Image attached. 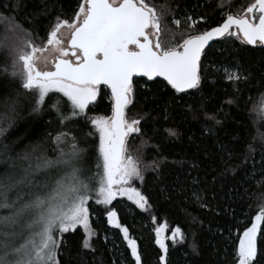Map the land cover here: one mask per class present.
I'll use <instances>...</instances> for the list:
<instances>
[{"label": "trees", "instance_id": "obj_1", "mask_svg": "<svg viewBox=\"0 0 264 264\" xmlns=\"http://www.w3.org/2000/svg\"><path fill=\"white\" fill-rule=\"evenodd\" d=\"M83 0H0V174L5 171L24 177L22 167L28 162L17 159L16 167L3 161L24 152L32 153V168L25 184L10 192L27 193L32 185L55 186L64 175L63 165L37 169V157L56 162L60 156L55 137L68 133L76 138L82 150L76 162L85 175L95 176L100 160V133L92 125L95 117L112 115L113 102L107 87H101L97 100L84 113L60 122L53 105L64 113L71 104L62 93L50 92L39 111H33L35 97L21 87L19 79L5 73L11 63L9 49L23 29L32 34L39 47L47 44V34L57 17L71 19ZM167 14V26L161 39L175 34H199L219 26L226 14H243L254 0H149ZM14 17V20L10 19ZM191 17V20L187 18ZM180 20L177 27L173 21ZM11 23V26L9 25ZM194 23V27H189ZM13 24V25H12ZM12 33V34H10ZM183 34V35H182ZM11 35V44L7 39ZM223 66H235L240 74L237 82L225 79ZM201 84L187 93H176L166 81L134 79L133 103L126 109L128 119L141 120V133L132 134L127 142L128 153L139 157L143 179L136 187L147 199L142 210L127 199H115L108 206L117 212L118 222L127 227L137 241L141 264H161L164 255L155 243V229L167 226L164 237L179 227L183 242H165L168 252L165 264H237L236 252L243 232L251 226L260 207L264 206V46L251 47L235 36L210 45L201 60ZM16 101L15 112L6 104ZM7 114L11 119L3 118ZM206 114L220 121L213 123ZM10 125V126H9ZM168 130H175L171 136ZM60 147H64L61 142ZM70 150V149H69ZM11 163V162H9ZM155 164V167H153ZM99 177H97L98 179ZM67 186V185H66ZM91 247L86 249L83 229L64 235L58 254L59 264H135L120 229L109 225L105 206L89 201ZM9 210L0 209V216ZM155 218V219H154ZM258 264H264V224L257 234Z\"/></svg>", "mask_w": 264, "mask_h": 264}, {"label": "snow or ice", "instance_id": "obj_2", "mask_svg": "<svg viewBox=\"0 0 264 264\" xmlns=\"http://www.w3.org/2000/svg\"><path fill=\"white\" fill-rule=\"evenodd\" d=\"M166 14L165 9L158 11L149 0H83L71 19L57 17L51 26L47 44L56 46L54 51L60 59L55 62L54 70L45 71L38 70L35 63V54L42 48L34 43L30 32L18 22L14 24L13 31L18 28L24 35H17L16 43L9 49L11 63L5 73L19 79L21 87L33 93V111L40 110L50 92L62 93L71 104V112L61 111L58 103L53 107L63 124L84 113L88 105L96 101L101 85L111 90L114 104L111 118L91 121L100 133L102 160L96 165L102 172L98 171L95 176L85 175L83 169L77 167L82 150L76 138L69 140L68 133L63 131L55 137L60 152L58 160L52 162L37 157L35 165L37 169L53 163L64 166V175L50 190H44L48 185H32L28 181L32 190L16 192L15 199L11 200L8 195L25 184L32 168V153L39 145L33 147L32 153L17 154L15 159L8 156L3 161L14 168L19 159L28 162V166L22 167L24 177L18 178L9 171L0 174V209L9 210L8 215L0 216V264H59L64 235L77 229L85 232L83 247L90 248L93 229L89 201L93 199L96 204L105 206L109 225L120 229L135 264H141L137 241L129 235L127 227L118 222L117 212L108 207L119 194L127 196L142 210L148 208V199L133 186L134 180L143 179L141 160L128 154L126 149L127 138L142 131L141 120L128 119L125 113L133 103V77H147L148 80L162 77L176 93H187L201 84V57L213 39L235 36L247 45H264V0H254L243 14H226L219 26L186 35L182 42L175 39V34L166 42L161 39L168 31L162 23ZM173 23L179 27L181 21L176 19ZM189 27H194V23ZM61 29L71 34L67 48L58 36ZM222 71L229 82L241 78L235 66H223ZM15 106V100L6 104L10 113L15 112ZM3 118L11 119L7 114ZM206 118L220 123L213 115L206 114ZM3 131L0 129V134ZM168 134L175 136L176 132L168 130ZM61 142L64 147H60ZM8 149L9 146L4 145L0 156H6ZM261 224H264V206L240 238L237 264H258L257 234ZM166 231V225L155 229V243L164 253L160 256L161 264H165L168 252L165 241L170 239L176 244L185 238L179 227L162 238Z\"/></svg>", "mask_w": 264, "mask_h": 264}, {"label": "rangeland", "instance_id": "obj_3", "mask_svg": "<svg viewBox=\"0 0 264 264\" xmlns=\"http://www.w3.org/2000/svg\"><path fill=\"white\" fill-rule=\"evenodd\" d=\"M9 25L11 26V23L9 22ZM13 25V24H12ZM14 26V25H13ZM10 34H12V33H10ZM70 31L69 30H67V29H61V31H60V33L58 34V36H59V38L62 40V42H63V46L65 47V48H67L68 47V45H69V42H70ZM11 35H9V38L7 39V41H9V46H10V44H11ZM152 39H153V42L155 43V37L153 36L152 37ZM55 45H48V44H46L44 47H42V51H38L36 54H35V56H36V61H35V63H36V67L38 68V70H41V71H45V70H54V65H55V62L58 60V59H60V56H59V54H58V52H55L54 51V49H55ZM65 59H69L70 57H64ZM101 87H104V86H100V88ZM100 93V92H99ZM99 93H98V96H99ZM98 96H97V98H98ZM97 100V99H96ZM95 102V101H94ZM93 102V103H94ZM92 104V103H91ZM260 111L264 114V100L262 101V103L260 104ZM102 117V116H101ZM101 117H95V118H92V120H94V119H98V118H101ZM112 117V115L111 116H109V117H103V118H105V119H108V118H111ZM127 118V117H126ZM91 120V121H92ZM92 123V122H91ZM92 125L96 128V130H97V132H99V130L97 129V127L92 123ZM132 136V135H131ZM131 136H129L128 138H127V142H128V140H129V138L131 137ZM126 149H127V143H126ZM127 153H128V150H127ZM129 154V153H128ZM132 156V155H131ZM133 157H135V156H133ZM135 181V180H134ZM133 181V182H134ZM115 190V189H114ZM118 198H120V199H127L128 200V198H127V196H125V195H117L116 196V198L115 199H118ZM114 199V200H115ZM113 200V201H114ZM113 201H112V203H113ZM128 201H130V200H128ZM130 202H132V201H130ZM133 203V202H132ZM110 206V205H109ZM113 227V226H112ZM85 233V232H84ZM164 234V233H163ZM162 234V238L164 237V235ZM93 236H94V234L91 236V238H90V240H89V243H90V241H91V239L93 238Z\"/></svg>", "mask_w": 264, "mask_h": 264}, {"label": "water", "instance_id": "obj_4", "mask_svg": "<svg viewBox=\"0 0 264 264\" xmlns=\"http://www.w3.org/2000/svg\"><path fill=\"white\" fill-rule=\"evenodd\" d=\"M225 37H227V36H225ZM225 37L217 38V39H213L212 41H210L209 44L206 45V47H205V51H206V49H207L210 45H212V44H214V43H216V42H218V41L224 39ZM249 46H251V47H262V46H264V45H260V44L258 43V44L255 45V46H253V45H249ZM202 57H203V54H202ZM202 57H201V60H202ZM136 78H143V79L148 80L147 77H133V80L136 79ZM157 79H159V80H163L162 77H156V78H154L153 80H157ZM153 80H149V81H153ZM163 81H164V80H163ZM101 86H105V85H101ZM105 87H107V86H105ZM108 89H109V88H108ZM109 91H110V95H111V90L109 89ZM189 91H192V90H189ZM181 94H182V93H181ZM111 98H112V96H111ZM112 102H113V104H114L113 99H112ZM125 113H126V110H125ZM112 114H113V112H112Z\"/></svg>", "mask_w": 264, "mask_h": 264}]
</instances>
